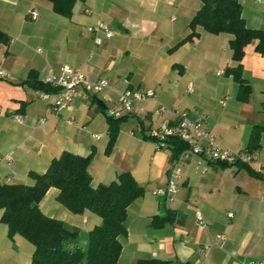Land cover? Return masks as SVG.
Masks as SVG:
<instances>
[{"label": "crops", "instance_id": "crops-1", "mask_svg": "<svg viewBox=\"0 0 264 264\" xmlns=\"http://www.w3.org/2000/svg\"><path fill=\"white\" fill-rule=\"evenodd\" d=\"M240 3L247 26L264 28V0ZM201 7L200 0H85L67 18L47 0H0V184L32 185L29 174L45 173L64 152L93 153L95 186L130 172L145 192L128 209L118 264L264 263V179L256 175L264 169V129L249 149L254 128H264V53L256 43L245 49L242 74L252 94L242 101L239 84L226 74L234 65L230 35L197 27V35L179 45L192 33L190 23ZM32 11L39 13L37 20H31ZM99 22L114 36L100 34L102 44L96 45L89 28ZM64 66L109 86L98 94L79 88L71 107L56 118L55 93L43 99L30 81L45 84ZM128 90H152L155 97L134 104L108 154L104 110L116 108ZM160 106L167 111L157 116ZM183 113L202 121L224 149L252 160L223 166L191 157L169 202L155 192L168 185L173 153L158 151L149 134ZM8 155L10 163L4 161ZM59 192L50 189L40 209L78 229V243L86 248L87 234L102 220L88 210L73 214L58 202ZM2 216L0 209V264H31L35 247L19 235L10 239ZM155 217L171 221L160 225Z\"/></svg>", "mask_w": 264, "mask_h": 264}, {"label": "trees", "instance_id": "trees-1", "mask_svg": "<svg viewBox=\"0 0 264 264\" xmlns=\"http://www.w3.org/2000/svg\"><path fill=\"white\" fill-rule=\"evenodd\" d=\"M56 14L71 17L77 2L85 0H47ZM201 9L190 23L192 33L179 45L192 40L196 28L202 27L212 35L227 34L231 36L230 48L234 65L226 69L239 84V99L247 101L252 88L243 78L242 61L248 45L256 43V51L264 53V28L252 29L243 17L240 0H200ZM1 34V33H0ZM1 39V35H0ZM32 88L49 94L56 93L57 88L30 81ZM108 121L109 154L114 148L121 124L129 116L114 118L104 110ZM264 128L256 126L253 130L249 149L258 140L259 131ZM172 161L177 159L188 147L180 140L169 141ZM93 153L81 157L64 152L54 159L45 173L31 172L32 185L0 184V209L3 210L1 222L8 228V236L13 239L19 235L35 247L31 264H118L122 244L120 237L127 234L126 221L129 207L141 198L145 192L130 172H123L118 180L109 185L95 186L90 166ZM223 166L229 164L216 163ZM234 165H244L236 163ZM246 166V165H244ZM264 179L261 174H256ZM52 188L58 189V202L76 215L86 210L99 216L102 220L87 234V246L82 248L78 241L80 231L68 227L64 222L45 215L40 209V202ZM154 223L164 225L169 217H155ZM137 264H169L158 259L140 260Z\"/></svg>", "mask_w": 264, "mask_h": 264}, {"label": "built area", "instance_id": "built-area-1", "mask_svg": "<svg viewBox=\"0 0 264 264\" xmlns=\"http://www.w3.org/2000/svg\"><path fill=\"white\" fill-rule=\"evenodd\" d=\"M258 1L263 2V0ZM30 17L31 20H37L39 13L37 11H32ZM89 32L94 35V42L96 45L102 44L100 34L105 35L107 39H111L114 36V32L109 26L102 22H99L94 27H90ZM221 73L222 72H220V74ZM45 84L58 89L55 93L56 101L53 104V112L56 118L71 107V104L77 97L79 88H83L87 92L98 94L109 86L108 82L104 80L93 84L87 79L83 71L69 66L62 67L58 74L52 73L46 79ZM40 95L43 99L49 97L45 92H41ZM154 97L155 92L152 90H128L120 95L117 107L108 110V114L114 118L130 116L133 114L135 103L147 101ZM166 111V107L160 106L154 114L158 116ZM17 120L22 123V117H17ZM44 123L45 120H42L41 124ZM68 123H72V121H68ZM149 137L154 141L158 151L169 148V141L172 139L180 140L188 147L173 161L167 187L155 192L156 196L164 197L169 202H173L179 193V184L182 180V167L191 157L206 159L212 163L229 165H234L238 162L249 164L252 160L249 154H238L224 149L217 142L216 137L205 129L202 121H193L185 113L180 114L176 121L163 123L160 127L151 130ZM4 161L9 163L12 162V155L5 157ZM260 174L264 176V169L261 170ZM197 219L199 223H203V218L199 213L197 214ZM242 264L264 263L244 261Z\"/></svg>", "mask_w": 264, "mask_h": 264}]
</instances>
